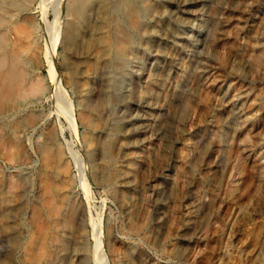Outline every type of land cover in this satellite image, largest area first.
Returning a JSON list of instances; mask_svg holds the SVG:
<instances>
[{"label":"rangeland","instance_id":"1","mask_svg":"<svg viewBox=\"0 0 264 264\" xmlns=\"http://www.w3.org/2000/svg\"><path fill=\"white\" fill-rule=\"evenodd\" d=\"M7 1L5 51L46 92L0 98V264L53 236L56 264L73 239L89 264H264V0H84L70 51L66 0ZM69 188L84 214L56 232Z\"/></svg>","mask_w":264,"mask_h":264},{"label":"bare ground","instance_id":"2","mask_svg":"<svg viewBox=\"0 0 264 264\" xmlns=\"http://www.w3.org/2000/svg\"><path fill=\"white\" fill-rule=\"evenodd\" d=\"M20 1L23 4H25V3H32L33 2L32 0H20ZM124 1H126V0L120 1V5L122 7H123V3L122 2H124ZM215 1L218 2L219 0H215ZM82 2H84V0H66L65 12H64V15H63L64 16V20H62V21H64V23H63V29H62V32H61V38H62V42L61 43H62V47H64V49H66L68 51H70L73 47H75L74 41H75L76 36L78 34L77 33V28H78L77 26H78V23L80 22V19L82 20V16H84V14H86V11H84L82 13V10L80 8L81 7L80 5L82 4ZM171 2L175 6L182 7V8L185 7L186 4L188 3V2L186 3V2H183V1H180V0H171ZM11 3H13V2H11ZM11 3L7 1V2H4V3L0 4V79L3 82L2 84L5 86L2 89L3 90L2 93H0V98L5 99L6 98L5 96L8 95V94L9 95L14 94L17 98H23V97H25V94L28 93V94L31 95V97L33 98V100H37L39 97H41L42 95L45 94V92H46V86L43 87L42 85L41 86L34 85L33 87H31V89L29 90V92H27V90H24V88L27 85V83L31 82V81H29V78L31 76L28 78V76H27V74H26V72L24 70V67L21 64L22 62H20V58H18L17 56H14V55H8L6 53V51H5L6 42H5V31L4 30H5V27H6L5 25H6V22H7L5 18H6L7 9L11 5ZM124 3H126V2H124ZM111 4H113V3H111ZM93 9H94V7H93ZM94 11L95 10H93V12ZM93 12H91V13H93ZM101 12H102V10H101ZM95 14H96V12H95ZM88 15H90L89 14V11H88ZM130 15H132V13H130ZM133 16L134 15H132V17ZM99 17H100V13H97V15L95 17V21L98 20ZM105 17H107V16H105ZM119 18H120V16H119ZM131 19H133V18H131ZM129 21H131V20H129ZM113 22H115V21H113ZM94 25H95V22H94ZM140 25H141L140 21L139 22L138 21H135L134 24L132 23V26L133 27H136L137 29L140 27ZM91 26H90V28H92ZM94 27L95 26H93V28ZM113 28H115V27H113ZM117 29L119 31H121L122 27L118 26ZM115 32H113V33H115ZM113 48L114 47H107L104 50L103 55L100 56V62H101V64L96 69H94V71L92 72V77L96 78V80H97V86L98 87L103 82H105V81H103L105 79V76L107 74L111 73V71L114 69V68H111V66H110L111 64H108L107 63V62H109V60L107 59V53L111 52ZM67 63H68L69 66L72 65V61L71 60H67ZM118 63H119V65L121 64L120 62H118ZM113 66H115V65H113ZM107 80H109V79H107ZM99 90L97 88V90H94V91L90 92V95L89 96H91V98L85 104V108L86 109H92L93 108L94 102L99 98ZM55 96H57V95H55ZM20 100H22V99H20ZM60 108H61V106H60ZM22 130L20 129V130H17L15 132H13L11 134V137L15 141L20 140L22 138V133H23ZM3 180L4 181H7L8 179L4 178ZM71 189L72 188H69L67 190L68 193L66 194V196L64 195L65 196L64 198H62L61 207L59 209H57L56 218L54 219V225H55V231L56 232L57 231L59 232V231H62V230H67L70 226H73L75 223L80 222V219L82 218V216L84 214V212H83L82 209H77V208L73 207L71 204H69L68 196H69V193L71 192ZM7 192H10V190L8 189ZM6 238L10 242V240H11V233L10 232L7 233ZM70 244H71L72 249H73V251L75 253L74 254L75 255V264H89L88 250L86 249V246L84 244H81L79 241L77 242V240H75V239L71 240ZM55 245H56V236H53L51 238V241H50V250L44 252V256H45V262H44V264H56L57 261H58V259H59V256H58L57 252H62V251L65 250V246H64V247H62L60 249H55L54 250V253H52L53 248L55 247ZM96 254L97 253H95V255ZM93 261H94L93 264H102L101 257H96V260H94V258H93Z\"/></svg>","mask_w":264,"mask_h":264}]
</instances>
